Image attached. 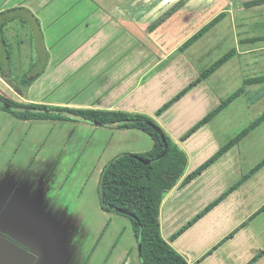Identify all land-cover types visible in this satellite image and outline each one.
I'll list each match as a JSON object with an SVG mask.
<instances>
[{"label": "crops", "instance_id": "crops-1", "mask_svg": "<svg viewBox=\"0 0 264 264\" xmlns=\"http://www.w3.org/2000/svg\"><path fill=\"white\" fill-rule=\"evenodd\" d=\"M206 1L0 0L2 62L6 68H18L21 50L27 47L34 59L31 65L40 63L41 67L32 75L27 68L15 75L10 70L15 81L24 74L36 75L23 95L0 76V93L18 103L140 113L152 118L188 157L183 176L159 207L161 237L188 264H248L264 251V120L256 126L251 121L232 137L219 135L216 121L237 98L247 99L246 79L264 76V11L244 9L240 22L231 18L237 47L229 49L235 50L229 60H237L234 64L243 80L237 90L243 91L209 122L196 127L223 97L209 76L191 85L202 71L198 65L202 56L194 58L188 52L197 41L178 51L216 16ZM10 17L14 19L9 21ZM255 90L261 97L264 84ZM246 103L250 109V102ZM12 116L0 109L1 147L10 136L19 138V144L42 143L37 131L44 125L80 123ZM226 120L233 119L227 116ZM97 128L100 133L115 131L122 139L130 135L132 141L146 138L135 153L152 146L151 137L140 129ZM238 134L232 146L183 182ZM4 160L0 159L1 178L27 173L28 167H22L7 174L11 166L5 169ZM8 190L4 187L1 192ZM11 207V203L0 202V234L28 246L29 238L20 229L6 227L12 225L8 222ZM38 220L27 224L33 228L35 244L39 232V237L50 236L59 226V221L49 216ZM252 264H264V254Z\"/></svg>", "mask_w": 264, "mask_h": 264}, {"label": "rangeland", "instance_id": "rangeland-1", "mask_svg": "<svg viewBox=\"0 0 264 264\" xmlns=\"http://www.w3.org/2000/svg\"><path fill=\"white\" fill-rule=\"evenodd\" d=\"M249 1L204 2L215 15L224 12L225 16L188 49L194 58L198 54L202 56L198 61L202 71L230 48L237 47L232 17L240 22L245 10L264 11V3L246 8L250 7L246 6ZM21 55L23 66L12 67L14 75L26 68L29 69V75L41 69L40 63L31 65L34 59L29 48L21 50ZM235 59L233 57L226 61L209 75L219 94H223L220 97L222 100L234 93L243 81L241 70L234 64V61L237 62ZM263 84H246L247 99L239 97L223 110L216 121L219 135L234 136L264 111V91L259 97L255 90ZM246 101L250 102V109ZM227 116L233 120L227 121ZM78 122H63L65 124L61 126L44 125L37 131L41 133L37 136L42 143L37 142L33 146L29 143L24 145L21 141L19 144V138L15 139V136H10L8 142L0 146V159H5V169L11 166L7 174L13 168H17L13 172L16 173L20 168L28 167L26 174L7 175L5 179L0 177V202L12 205L11 219L8 221L12 225L6 227L9 230L18 228L25 238H29V245L26 246L16 244L0 234V264H141L129 219L102 210L97 188L100 171L113 157L111 154H133L136 148L143 147L146 138L132 141L130 135L122 139L116 136L114 130L100 133L97 125ZM0 140L3 142L4 138ZM2 165L3 162L0 163V170ZM4 187L9 189L6 194L1 192ZM1 204L8 206L7 203ZM48 216L58 220L59 226L56 233L50 236L39 237V232L36 245L33 228L27 224L35 223L38 218V222H42Z\"/></svg>", "mask_w": 264, "mask_h": 264}, {"label": "trees", "instance_id": "trees-1", "mask_svg": "<svg viewBox=\"0 0 264 264\" xmlns=\"http://www.w3.org/2000/svg\"><path fill=\"white\" fill-rule=\"evenodd\" d=\"M259 3H264V0H251L246 3V6ZM13 10L15 9H11L10 12ZM224 16V12H220L214 16L186 39L180 45L178 51H183L188 48L215 26ZM13 19V17H10L9 21ZM1 33L0 31V35ZM1 40L4 42L2 37ZM234 51V49L227 51L216 59L208 68L200 71L199 77L191 85H194L197 81L206 79L228 61L233 56ZM6 53V57L8 58L10 55L9 50H7ZM1 54L2 52L0 50V76L4 78L18 94L23 95L36 75L28 76L24 74L20 77V80H13L10 72L11 68H6L1 60ZM254 83H264V76L246 79L247 85ZM242 90L243 89L240 88L233 95L222 100L221 104L204 117L196 127L209 122L237 97ZM2 103L8 106L2 105ZM0 109L9 112L21 120L50 119L83 121L97 126L136 128L146 132L152 139V146L149 150L141 153L117 154L113 156L100 171L97 188L100 206L102 210L106 212H115L129 219L134 238L137 242L141 264H188L184 257L161 237L158 222L159 207L165 195L183 176L188 157L152 118L140 113L18 103L1 93ZM263 120L264 111L254 119L253 125L256 126ZM243 132H245V130H243L242 133ZM240 134L224 144L216 156L202 165V167L187 175L183 182L189 181L196 173L200 172L206 164L210 163L232 146ZM162 136H164L165 142ZM4 236L9 237L8 235ZM262 254H264V251L259 252L248 264L255 262Z\"/></svg>", "mask_w": 264, "mask_h": 264}, {"label": "water", "instance_id": "water-1", "mask_svg": "<svg viewBox=\"0 0 264 264\" xmlns=\"http://www.w3.org/2000/svg\"><path fill=\"white\" fill-rule=\"evenodd\" d=\"M2 105L8 106L7 104H3V103H2ZM162 139H163V141L165 142V138H164V136H162ZM165 145H166V144H165Z\"/></svg>", "mask_w": 264, "mask_h": 264}]
</instances>
